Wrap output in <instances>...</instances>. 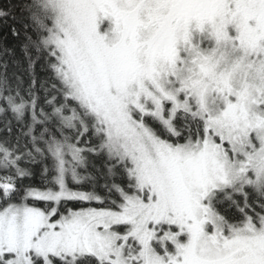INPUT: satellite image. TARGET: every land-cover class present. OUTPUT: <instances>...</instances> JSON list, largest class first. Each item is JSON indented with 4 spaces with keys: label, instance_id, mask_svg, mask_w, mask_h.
Masks as SVG:
<instances>
[{
    "label": "snow or ice",
    "instance_id": "snow-or-ice-1",
    "mask_svg": "<svg viewBox=\"0 0 264 264\" xmlns=\"http://www.w3.org/2000/svg\"><path fill=\"white\" fill-rule=\"evenodd\" d=\"M17 11L0 264H264V0H21L0 20Z\"/></svg>",
    "mask_w": 264,
    "mask_h": 264
},
{
    "label": "trees",
    "instance_id": "trees-1",
    "mask_svg": "<svg viewBox=\"0 0 264 264\" xmlns=\"http://www.w3.org/2000/svg\"><path fill=\"white\" fill-rule=\"evenodd\" d=\"M21 0H0V4L5 7H9L11 5L19 4ZM16 21L14 22L11 17L7 20H0V46L6 47L10 50L9 56L6 58L9 62V67L7 69L8 73L11 74L14 70L15 65L13 61L16 63H23L24 54L22 43L24 39V32L21 27V24L26 21L27 16L21 17L20 13L17 11L15 13ZM15 27L18 31H20V36H14L11 32V28ZM0 71H4V69L0 68ZM36 75L43 79L47 74L43 70L40 64L36 65L35 68ZM19 75V73H17ZM25 79V86H27V77Z\"/></svg>",
    "mask_w": 264,
    "mask_h": 264
}]
</instances>
